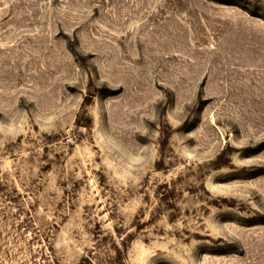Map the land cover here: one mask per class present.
I'll return each mask as SVG.
<instances>
[{"label": "rangeland", "instance_id": "obj_1", "mask_svg": "<svg viewBox=\"0 0 264 264\" xmlns=\"http://www.w3.org/2000/svg\"><path fill=\"white\" fill-rule=\"evenodd\" d=\"M0 264H264V0H0Z\"/></svg>", "mask_w": 264, "mask_h": 264}]
</instances>
